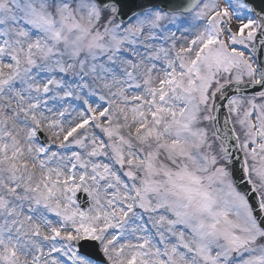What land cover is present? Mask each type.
Returning a JSON list of instances; mask_svg holds the SVG:
<instances>
[{
    "label": "snow or ice",
    "instance_id": "6c2138e0",
    "mask_svg": "<svg viewBox=\"0 0 264 264\" xmlns=\"http://www.w3.org/2000/svg\"><path fill=\"white\" fill-rule=\"evenodd\" d=\"M0 264H264V0H0Z\"/></svg>",
    "mask_w": 264,
    "mask_h": 264
},
{
    "label": "water",
    "instance_id": "95a60500",
    "mask_svg": "<svg viewBox=\"0 0 264 264\" xmlns=\"http://www.w3.org/2000/svg\"><path fill=\"white\" fill-rule=\"evenodd\" d=\"M221 125H223V113L221 114Z\"/></svg>",
    "mask_w": 264,
    "mask_h": 264
}]
</instances>
